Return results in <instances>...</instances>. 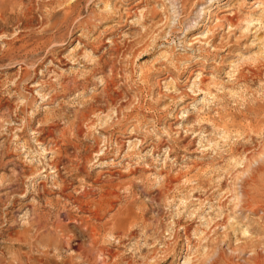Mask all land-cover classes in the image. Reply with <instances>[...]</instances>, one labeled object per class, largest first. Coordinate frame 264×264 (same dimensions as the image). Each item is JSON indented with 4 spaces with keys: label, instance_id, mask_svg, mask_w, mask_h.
<instances>
[{
    "label": "rangeland",
    "instance_id": "1",
    "mask_svg": "<svg viewBox=\"0 0 264 264\" xmlns=\"http://www.w3.org/2000/svg\"><path fill=\"white\" fill-rule=\"evenodd\" d=\"M0 264H264V0H0Z\"/></svg>",
    "mask_w": 264,
    "mask_h": 264
},
{
    "label": "bare ground",
    "instance_id": "2",
    "mask_svg": "<svg viewBox=\"0 0 264 264\" xmlns=\"http://www.w3.org/2000/svg\"><path fill=\"white\" fill-rule=\"evenodd\" d=\"M230 22L232 23V22H235V21H234V19H230Z\"/></svg>",
    "mask_w": 264,
    "mask_h": 264
}]
</instances>
